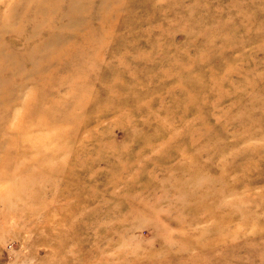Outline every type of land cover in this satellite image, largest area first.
<instances>
[{
	"label": "rangeland",
	"instance_id": "rangeland-1",
	"mask_svg": "<svg viewBox=\"0 0 264 264\" xmlns=\"http://www.w3.org/2000/svg\"><path fill=\"white\" fill-rule=\"evenodd\" d=\"M114 6L88 63L55 77L61 125L30 129V81L2 113L0 264H165L204 229L264 256V0Z\"/></svg>",
	"mask_w": 264,
	"mask_h": 264
},
{
	"label": "bare ground",
	"instance_id": "bare-ground-1",
	"mask_svg": "<svg viewBox=\"0 0 264 264\" xmlns=\"http://www.w3.org/2000/svg\"><path fill=\"white\" fill-rule=\"evenodd\" d=\"M125 1L99 0V3H95L96 0H9L6 9L0 12V118L2 113H12V102H18L14 93L30 81L35 87L23 106L26 116L32 122L30 129L47 130L53 122L61 125L70 110L55 108L62 100L56 93L57 89L64 85V81L56 82V75L61 70L72 73L78 65L88 63L87 58L80 54L106 35L113 7H116L114 4ZM65 7L66 10H62ZM98 22L101 27L96 33L92 29ZM72 31H85L88 36L85 33L77 36L83 39L82 42L85 41L84 47L82 42H65ZM8 33L24 39L25 46L17 47L15 42L6 41L4 36ZM28 65L31 67L29 72L26 71ZM86 79L87 76L79 78L81 84L86 83ZM18 117L17 127L21 128L20 114ZM2 131L0 125V165L13 157L1 150L2 139L7 135V130ZM36 139L32 138L31 141ZM11 140L18 142L14 138L5 142L10 143ZM21 140L23 143L24 137ZM34 146L37 148V145ZM214 230L204 229L199 234L189 231L177 241L176 246H162L166 248H162L161 254L157 256L165 264H264V256L259 254L260 247L250 248L251 251L245 256L247 259L243 260L235 256L237 246L228 241L229 234L221 229L212 233ZM231 233L233 237L243 236V233ZM206 248L210 251H206Z\"/></svg>",
	"mask_w": 264,
	"mask_h": 264
}]
</instances>
